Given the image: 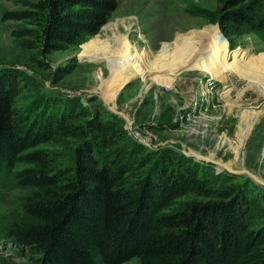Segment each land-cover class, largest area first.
Returning a JSON list of instances; mask_svg holds the SVG:
<instances>
[{"label":"trees","instance_id":"1","mask_svg":"<svg viewBox=\"0 0 264 264\" xmlns=\"http://www.w3.org/2000/svg\"><path fill=\"white\" fill-rule=\"evenodd\" d=\"M19 1L4 16L24 22L13 32L39 54L95 35L116 6ZM224 1L238 33L264 39V0ZM35 84L0 66V184L21 189L19 209L0 229L42 254L7 264H264V224L251 219L256 193L182 155L156 157L116 114L90 113L72 97L43 98ZM27 89L32 97L19 105ZM59 139H68L66 153L37 148ZM17 162L24 166L14 169Z\"/></svg>","mask_w":264,"mask_h":264},{"label":"rangeland","instance_id":"2","mask_svg":"<svg viewBox=\"0 0 264 264\" xmlns=\"http://www.w3.org/2000/svg\"><path fill=\"white\" fill-rule=\"evenodd\" d=\"M21 6L19 0H0V66L12 65L27 80H34L43 98L72 97L90 113L98 110L116 114L126 133L156 157L182 155L213 174H224L229 182L246 188L250 194L256 193L261 198L252 211V224H264V112L261 110L248 133L238 130L244 127L239 121L241 111L246 112L247 106L259 108L257 100L244 99V107H237L238 102L226 107L222 81L211 79L205 86L203 78H175L172 84L167 74L161 75L163 70L150 74L154 82L148 83L145 76L129 78L112 101L104 96V82L114 74L120 58L128 52L139 53L142 48L156 53L168 46L171 60L178 67L189 59L190 51L210 44L221 51L243 48L263 54L264 39L252 31L238 33L227 20L230 5L224 0H116L115 8L95 35L45 54L20 43L13 31L24 22L4 16L6 11ZM192 66L190 61L188 68L193 70ZM202 84L203 90L210 93H202ZM145 85L150 86L144 89ZM30 97L27 89L18 97L19 105ZM66 141L52 140L37 148L66 153ZM22 166L17 162L14 169ZM20 192L0 184V226L19 209ZM194 195L199 198L201 192L189 196ZM0 233V264L33 262L42 256L22 242L3 237L1 229ZM120 264L137 263L130 258Z\"/></svg>","mask_w":264,"mask_h":264},{"label":"bare ground","instance_id":"3","mask_svg":"<svg viewBox=\"0 0 264 264\" xmlns=\"http://www.w3.org/2000/svg\"><path fill=\"white\" fill-rule=\"evenodd\" d=\"M143 50L145 51H139L136 54L128 52L129 54L127 53L122 59L120 58L115 71H113L114 74L104 82L106 83V85L104 84L106 100L112 101L117 89L129 78L145 76V80L149 83L155 78L151 75L156 72L158 74L163 70L161 75L167 74L172 84L175 78L190 80L203 78L205 86L212 81L211 79L222 81L224 91L221 95L225 94L223 97L225 103H223L226 107H233L235 102H238L237 107H244V105L247 106L245 100H257L259 108L247 106L246 112H244L245 109L241 111L239 121H242L244 127L238 128L240 133H244V131L248 133L251 124L259 116L261 110L264 112V53L260 55L250 53L243 48L221 51L217 45L210 44L199 51H190L189 59L182 64V67H178L171 60V51L168 46H163L156 53ZM190 61L194 63L193 70L188 68ZM177 68H179L177 73H170ZM98 78L103 81L100 73ZM204 84L201 87L202 93H210L209 90H203ZM150 85H145L144 89Z\"/></svg>","mask_w":264,"mask_h":264},{"label":"crops","instance_id":"4","mask_svg":"<svg viewBox=\"0 0 264 264\" xmlns=\"http://www.w3.org/2000/svg\"><path fill=\"white\" fill-rule=\"evenodd\" d=\"M140 51L143 52V49H141ZM141 52H140V53H141Z\"/></svg>","mask_w":264,"mask_h":264}]
</instances>
